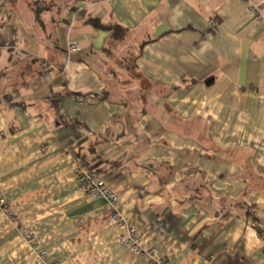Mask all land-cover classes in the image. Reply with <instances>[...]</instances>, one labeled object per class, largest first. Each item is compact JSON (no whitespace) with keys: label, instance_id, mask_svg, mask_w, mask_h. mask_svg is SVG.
I'll return each mask as SVG.
<instances>
[{"label":"crops","instance_id":"crops-1","mask_svg":"<svg viewBox=\"0 0 264 264\" xmlns=\"http://www.w3.org/2000/svg\"><path fill=\"white\" fill-rule=\"evenodd\" d=\"M77 164L155 259L264 264V22L249 0H0V264H148Z\"/></svg>","mask_w":264,"mask_h":264},{"label":"built area","instance_id":"built-area-1","mask_svg":"<svg viewBox=\"0 0 264 264\" xmlns=\"http://www.w3.org/2000/svg\"><path fill=\"white\" fill-rule=\"evenodd\" d=\"M250 2V10L253 14L264 22V15L258 9L256 3L252 0ZM210 24L213 26L214 22L211 20ZM79 49L77 43H70L67 46V52H75ZM74 173L78 176L81 188L92 198H103L111 206L112 214L110 215V222L122 228L118 234V241L126 246V248L137 257L146 259L148 264H178L170 263L166 259H155L153 257L154 250H146L140 244V233L135 227L127 225L118 213L119 197L117 193L107 186L102 180L101 176L96 171L86 170L82 165L77 164L74 168ZM4 201L0 195V206ZM260 238L264 241V223L255 225Z\"/></svg>","mask_w":264,"mask_h":264},{"label":"trees","instance_id":"trees-1","mask_svg":"<svg viewBox=\"0 0 264 264\" xmlns=\"http://www.w3.org/2000/svg\"><path fill=\"white\" fill-rule=\"evenodd\" d=\"M96 25L102 29H105L107 31L111 32L112 37L114 38H122L125 34V31L118 25H101L97 24Z\"/></svg>","mask_w":264,"mask_h":264}]
</instances>
